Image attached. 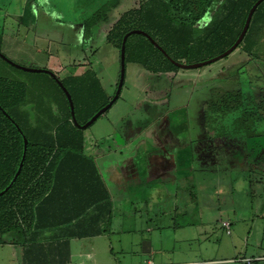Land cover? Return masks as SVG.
I'll return each mask as SVG.
<instances>
[{"label": "rangeland", "instance_id": "rangeland-1", "mask_svg": "<svg viewBox=\"0 0 264 264\" xmlns=\"http://www.w3.org/2000/svg\"><path fill=\"white\" fill-rule=\"evenodd\" d=\"M149 1L0 0V52L15 64L50 70L61 80L66 76L79 75L86 69H93L104 93L111 99L119 79L120 60L119 49L108 40V34L121 15ZM24 12L28 19L22 17ZM94 13H98L102 19L89 27L86 21ZM209 21L211 19L206 18L201 25L195 27L194 35L201 36ZM263 34L264 31L257 39L260 51L264 50ZM255 38L257 35L254 34L253 39ZM132 41L144 42L139 34H133L129 43ZM11 50L16 51V57L13 58ZM259 59L238 47L230 55L201 68L177 69L174 73L184 79L179 82L177 78L173 79L172 71L158 69L160 66L170 65L159 53L155 52L150 57L149 68H145L132 61V53L128 49L125 54L124 81L117 100L90 126L82 129L84 142H93L101 148V157L94 160L104 182L112 190L113 198L115 197L117 214L112 222V232L116 234L110 238L114 250V255L109 259L110 264L135 261L136 257H130L129 254L144 245H148L153 251H161L165 262L169 264H208V261L215 260H226L218 264H239L228 259L253 252V239L260 240L262 236L261 232L257 234L255 227L258 223L253 221L258 210V200L242 196L244 186L240 182H236L239 185L235 186L233 192L234 201L229 195H224V190H221L223 196L218 197L217 188L222 180L226 179L228 182L233 177L236 178L235 175L222 173L225 166L215 162L218 155V158L224 159L222 156L227 152L208 143V136L221 137L223 131L229 132L226 129L230 128L228 125L235 123L239 112L212 117L208 99L236 90L245 93L252 91L249 99L252 100L254 93L253 99H258L261 92L259 81L253 78L248 85L247 74H238L236 66L251 61L259 64ZM181 62L184 63L182 60ZM243 69L245 71L247 67ZM259 75L256 70L255 77ZM242 81L244 84H241ZM0 82L25 91L27 104L17 106L19 110H25L32 124L42 120L39 122L41 125H48L52 121L50 115L58 118L60 112L63 114L67 110L64 95L47 73L24 71L0 58ZM163 91L166 96H170L169 102L164 106L179 108L177 117L182 120V132L185 137H189L195 155V173L190 184L197 204L187 208L178 206L177 215L170 212V200L165 201L164 215L157 213V207L141 203L139 189L133 188L146 184L143 179L148 178L149 172L131 173L132 163L127 164L118 159L115 152V144H124L145 126L142 100L151 99L156 94L159 96ZM177 91L178 94L174 96ZM158 96H154L155 101ZM256 104L257 101L253 102L252 107ZM11 114L21 126L27 123L26 116ZM39 114L41 120L38 118ZM109 134L116 142L107 139ZM208 149L215 156L210 159V165ZM202 155H205L203 159L200 158ZM117 170L120 175L115 179L112 172ZM262 199L264 200V196ZM222 214L231 221L229 236L220 224ZM262 224L264 222H260ZM148 225L154 228L150 233L146 232ZM104 246L106 243L101 240L96 257L100 264L108 261V257L102 252ZM38 258L35 254L31 264H37ZM146 258L148 257H143ZM22 261L21 247L0 245V264H21Z\"/></svg>", "mask_w": 264, "mask_h": 264}, {"label": "trees", "instance_id": "trees-1", "mask_svg": "<svg viewBox=\"0 0 264 264\" xmlns=\"http://www.w3.org/2000/svg\"><path fill=\"white\" fill-rule=\"evenodd\" d=\"M256 1L150 0L121 15L112 26L108 40L120 49L124 34L139 29L147 32L173 60H182L185 64L200 62L222 53L235 42ZM206 18L211 19L208 26L204 27L201 36H195V27ZM100 19L98 13H94L86 25L90 27ZM263 31L264 1L256 8L238 46L250 56L262 59L259 64L251 61L236 66L238 74H247L248 85L253 78L259 81V100L253 99L255 93L252 100L249 99L252 91L236 90L217 94L208 102L212 117L239 112L235 123L226 129L229 132L223 131L221 136L240 142L238 145L233 143L236 147L231 150L235 155L241 151L247 157L250 155L249 147L259 136L254 124L264 120V50H259L258 41ZM254 34L257 35L255 39ZM131 36L126 40L125 54L130 49L132 61L149 68L150 57L155 52L162 55L161 52L142 35L144 42L129 43ZM169 64L158 69H179ZM244 67H247L245 71ZM256 70L260 74L258 77H255ZM59 80L71 96L74 116L80 125L110 100L93 69ZM256 101L257 107L253 108ZM18 104L22 107L27 104L25 91L0 82V192L9 185L22 164L14 183L0 196V245L21 247V264H31L35 254L39 257L37 264H68L69 240L98 234V231H90L94 224L108 226L112 214L111 199L93 159L85 154L84 135L82 129L72 123L68 102L65 113L60 112L58 118L49 116L52 121L48 125L39 123L42 121L40 114L41 121L32 124L25 110L18 109ZM11 113L26 116L27 123L21 126ZM23 137L27 147L22 160ZM104 232L103 229L99 233Z\"/></svg>", "mask_w": 264, "mask_h": 264}, {"label": "crops", "instance_id": "crops-1", "mask_svg": "<svg viewBox=\"0 0 264 264\" xmlns=\"http://www.w3.org/2000/svg\"><path fill=\"white\" fill-rule=\"evenodd\" d=\"M22 17L28 19L25 12ZM10 52L14 53L13 58L17 56L15 50H11ZM171 73L173 79L177 78L179 82L184 80L181 79V75H176L174 71ZM176 94H178V91L174 93V96ZM154 96L156 97L158 95H153V98L151 99L142 100V109L146 116V124L143 129H141L136 136L126 140L124 144H115V148H117L115 149V152L118 159L126 161L127 164L128 162L132 163L131 167L134 169L131 168V173L137 172L138 174H146L149 172L150 175L148 178L143 179L146 184H142L141 187L136 186L133 188L134 190L136 188L139 189L142 199L141 203L145 205L148 204L152 208L157 207V213L159 215H164V206L166 205L165 201L170 200L171 204H168L172 207L170 212H174L175 215H177V212H179L178 208L180 206L187 208L197 204V198L193 195L192 186L190 184V181L193 179L195 173L193 162L195 155L193 154L194 152L190 146L189 137H185L182 132L183 123L181 118L177 117L179 108L164 106L167 102H169L170 97L166 96V92H160V95L157 97V101H155L156 98H154ZM210 100L208 99V102ZM254 125L257 126L256 131L259 136H257L251 143L249 147L250 149L248 148V153L250 154L248 157L243 151L239 153L236 152L235 155L231 150L232 147H234L233 143L235 145L240 143L238 140H228L227 137L218 136L215 138H209L208 136V143H213L217 146V148L227 152L222 156L224 159L218 158L219 155H216L218 160L215 162L219 163L222 167L225 166V169L221 170L222 173L235 175L236 178L234 179L233 177L232 180H229L228 182L226 179L222 180V183L217 188V191H219L218 197L223 196L221 190H224L227 193L224 195H229L228 197L234 201L232 198L233 192H235V186L239 185V183L237 184L236 182H240L241 186H244V189H242L244 192H241L242 196L246 195L253 201L258 200V210L255 212V219L253 221L258 223L255 227L257 234L261 232L262 236H260V240H255V238L253 239L252 253L228 260L253 257L256 260L255 264H264V233H262V231H264V225H260V222H264V200L262 199L264 196V120L256 121ZM106 137L107 139L116 142L111 134ZM227 144H229V146ZM100 149L101 148L93 142H89L88 144L84 142L85 154L90 156L94 163V158L98 160L101 157V154H99ZM229 150L231 151V154ZM204 156L205 155H202L200 158L203 159ZM214 157L215 156H212L208 149V165H210V159ZM95 166L101 180L108 190L111 199V221L108 226L100 223L97 225L94 224L90 231H98V234L91 233L90 235L81 238L70 239L68 243V264H100L96 257L99 253L98 244L101 240H104L106 243V246H104L102 250V252L105 253L104 256L108 257V261L105 264H110L109 259L114 255L113 247L110 244V238L116 234L112 232V222L115 221L117 214L114 202L115 197L113 198L112 190H110L108 185L104 182L96 163ZM112 174L113 177L117 179L120 172L117 170L112 172ZM183 211L186 213V210ZM222 218L223 220L220 221H228L231 225L229 218L225 217L223 214L220 219ZM234 218L238 219V217ZM145 223H147L146 220ZM103 229L105 232L99 233ZM152 230H154L153 227H149V225L146 227L147 233L152 232ZM247 235L249 238L250 233ZM129 256L136 257V260L133 262L128 261L125 264H148L150 261L154 264H156V262H158L157 264H169L165 262V258L163 254H161V251H153L148 247V245H144V247L141 248L139 247L138 251L129 254ZM143 257L148 258L143 259ZM223 261L226 260L208 261L207 263L218 264ZM175 264L197 263L187 262Z\"/></svg>", "mask_w": 264, "mask_h": 264}, {"label": "water", "instance_id": "water-1", "mask_svg": "<svg viewBox=\"0 0 264 264\" xmlns=\"http://www.w3.org/2000/svg\"><path fill=\"white\" fill-rule=\"evenodd\" d=\"M264 0H257L253 5L252 7L249 9L248 13H247V16H246V19L244 21V24H243V27L237 37V39L235 40V42L228 48L226 49L225 51H223L222 53L212 57V58H209V59H206V60H203V61H200V62H196V63H191V64H185V63H182V62H178V61H175L173 60L167 53L166 51L145 31H142V30H139V29H134V30H131L129 32H127L126 34H124L123 38H122V41H121V45H120V49H119V60H120V72H119V79H118V82H117V85H116V91H115V94L114 96L109 100V102L104 106L102 107L101 109H99L85 124L83 125H80L77 123L76 119H75V116H74V105H73V102H72V99H71V96L69 94V92L67 91V89L63 86V84L61 83V81L58 79V77H56V75L51 72L50 70H46V69H35V68H26V67H23V66H20L18 64H15L11 61H9L6 56H4L1 52H0V58H2L3 60H5L6 62H8L9 64L21 69V70H24V71H29V72H43V73H47L49 74L53 80L57 83V85L61 88V90L63 91L66 99H67V102H68V105H69V110H70V116H71V120H72V123L73 125H75L78 129H85L87 128L88 126H90L99 116H101L102 114H104L112 105L113 103L117 100L119 94H120V91H121V88H122V84H123V81H124V75H125V44H126V40L127 38L130 36V35H133V34H139V35H142L144 36L146 39L149 40V42L153 45L154 48H156L158 51L161 52V54L171 63L173 64L174 66L178 67V68H181V69H197V68H201L205 65H208V64H211V63H214L228 55H230L233 51H235L237 49V47L240 45V43L242 42L245 34L247 33V30L249 28V25H250V22H251V19H252V16L256 10V8L258 7L259 4H261ZM3 114L10 120V117L7 115V113H5L3 111ZM19 133H21V131L18 129ZM26 147H27V140L25 137H23V148H24V152H23V155H22V160L24 159V155H25V151H26ZM21 166L22 164L19 165V168L17 170V172L15 173L13 179L11 180V182L9 183V185L4 189V191L0 192V196L3 194V192L7 191L8 188L14 183V181L16 180V178L18 177L19 173H20V170H21Z\"/></svg>", "mask_w": 264, "mask_h": 264}, {"label": "built area", "instance_id": "built-area-1", "mask_svg": "<svg viewBox=\"0 0 264 264\" xmlns=\"http://www.w3.org/2000/svg\"><path fill=\"white\" fill-rule=\"evenodd\" d=\"M222 229L225 231L227 235L231 234L230 224L228 221H221L220 222ZM233 262L239 264H255L256 260L253 257H245L237 260H233ZM148 264H154L153 262H149Z\"/></svg>", "mask_w": 264, "mask_h": 264}, {"label": "flooded vegetation", "instance_id": "flooded-vegetation-1", "mask_svg": "<svg viewBox=\"0 0 264 264\" xmlns=\"http://www.w3.org/2000/svg\"><path fill=\"white\" fill-rule=\"evenodd\" d=\"M165 126V125H164Z\"/></svg>", "mask_w": 264, "mask_h": 264}]
</instances>
